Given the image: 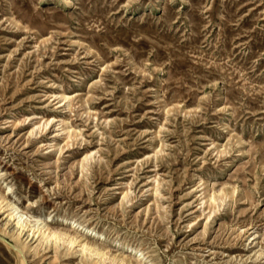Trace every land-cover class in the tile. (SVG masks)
<instances>
[{
    "label": "rangeland",
    "instance_id": "obj_1",
    "mask_svg": "<svg viewBox=\"0 0 264 264\" xmlns=\"http://www.w3.org/2000/svg\"><path fill=\"white\" fill-rule=\"evenodd\" d=\"M0 196L107 253L25 264H264V0H0Z\"/></svg>",
    "mask_w": 264,
    "mask_h": 264
},
{
    "label": "bare ground",
    "instance_id": "obj_2",
    "mask_svg": "<svg viewBox=\"0 0 264 264\" xmlns=\"http://www.w3.org/2000/svg\"><path fill=\"white\" fill-rule=\"evenodd\" d=\"M5 200L4 196H0V209H4V211L0 212V233L9 234L15 240V244L7 243V246L14 254L17 264H25V255L31 251L36 241H38V245L33 251L39 254L43 252L42 256L47 254L46 250L48 248L56 244L59 246L60 241L67 243L70 247L77 243L80 246V250L87 257H99L96 261L97 263L107 256V253L99 245L85 238H80L77 233L52 228L46 223L42 224L43 221H40L39 218H36L35 222L29 224L31 221L26 220L25 213L19 210L12 201L4 203ZM63 223L78 231H83V234L86 236H100L96 227L88 226L85 222L78 221L77 219L63 217ZM127 248L130 253H136L137 257L138 252L135 250V247L128 246ZM111 259L112 261H117L118 264H141L138 261L134 263L131 259L119 254H114ZM51 264H59L56 256L52 257Z\"/></svg>",
    "mask_w": 264,
    "mask_h": 264
}]
</instances>
